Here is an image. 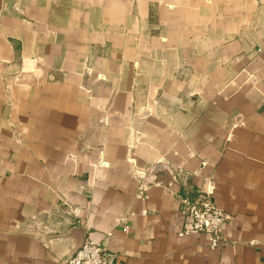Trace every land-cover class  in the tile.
Instances as JSON below:
<instances>
[{"label":"crops","instance_id":"1","mask_svg":"<svg viewBox=\"0 0 264 264\" xmlns=\"http://www.w3.org/2000/svg\"><path fill=\"white\" fill-rule=\"evenodd\" d=\"M200 192L218 248L179 234ZM87 238L109 264H264V0H0V264Z\"/></svg>","mask_w":264,"mask_h":264},{"label":"built area","instance_id":"2","mask_svg":"<svg viewBox=\"0 0 264 264\" xmlns=\"http://www.w3.org/2000/svg\"><path fill=\"white\" fill-rule=\"evenodd\" d=\"M180 235L207 234L212 248L223 240L227 216L212 200L210 192H200L191 200L183 199L179 208ZM67 264H109L101 243L87 238Z\"/></svg>","mask_w":264,"mask_h":264},{"label":"rangeland","instance_id":"3","mask_svg":"<svg viewBox=\"0 0 264 264\" xmlns=\"http://www.w3.org/2000/svg\"><path fill=\"white\" fill-rule=\"evenodd\" d=\"M34 66L30 65L28 60L25 62V65H23V70L14 72L13 78L10 79V81H14L15 84H20L24 87H29L30 85V80H29V75L32 73ZM21 81V82H20ZM12 85L10 83H7L6 86V95H7V103L10 105L12 104L10 92H11Z\"/></svg>","mask_w":264,"mask_h":264},{"label":"water","instance_id":"4","mask_svg":"<svg viewBox=\"0 0 264 264\" xmlns=\"http://www.w3.org/2000/svg\"><path fill=\"white\" fill-rule=\"evenodd\" d=\"M83 243L84 242H82V244L75 250V252H73V254H71L70 256H69V258L67 259V261H66V264H67V262L69 261V259L77 252V250L83 245Z\"/></svg>","mask_w":264,"mask_h":264}]
</instances>
